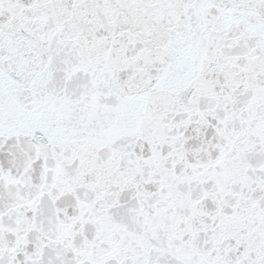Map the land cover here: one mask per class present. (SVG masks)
<instances>
[{"label": "snow or ice", "instance_id": "obj_1", "mask_svg": "<svg viewBox=\"0 0 264 264\" xmlns=\"http://www.w3.org/2000/svg\"><path fill=\"white\" fill-rule=\"evenodd\" d=\"M0 264H264V0H0Z\"/></svg>", "mask_w": 264, "mask_h": 264}]
</instances>
